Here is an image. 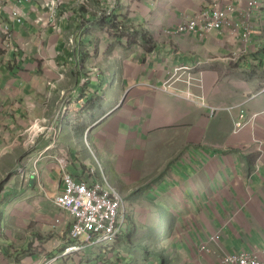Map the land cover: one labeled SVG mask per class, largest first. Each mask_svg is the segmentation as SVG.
<instances>
[{
	"label": "crops",
	"instance_id": "0c3cea01",
	"mask_svg": "<svg viewBox=\"0 0 264 264\" xmlns=\"http://www.w3.org/2000/svg\"><path fill=\"white\" fill-rule=\"evenodd\" d=\"M252 1L0 0V264L264 259V80L236 76L264 73ZM213 7L219 30H177ZM60 158L118 190L114 244L66 252Z\"/></svg>",
	"mask_w": 264,
	"mask_h": 264
},
{
	"label": "built area",
	"instance_id": "2783aa9c",
	"mask_svg": "<svg viewBox=\"0 0 264 264\" xmlns=\"http://www.w3.org/2000/svg\"><path fill=\"white\" fill-rule=\"evenodd\" d=\"M256 0L252 1L255 4ZM232 8H217L211 11H203L188 21L187 24L180 25L177 30L184 31L194 29L199 24L202 32L219 30L226 23L227 17ZM12 16L17 15V11H12ZM10 35L6 34V49L12 50ZM191 67L179 66L173 70L167 79L169 81L178 80L182 71H189ZM189 77L185 82H190ZM237 127H242V122H238ZM44 128H37V132H42ZM87 145V141L84 140ZM61 168L62 190L55 196L54 204L67 216L71 218V229L69 240L71 244L66 252L80 251L84 247L110 246L116 242L120 232L122 221L120 211L123 200L118 190L105 177H101L94 182L77 179L72 176L66 167L63 158L57 160ZM218 240L219 236L211 238ZM206 245L200 247L205 250ZM222 264H264L257 254L247 252L227 254L223 256Z\"/></svg>",
	"mask_w": 264,
	"mask_h": 264
},
{
	"label": "rangeland",
	"instance_id": "374dc122",
	"mask_svg": "<svg viewBox=\"0 0 264 264\" xmlns=\"http://www.w3.org/2000/svg\"><path fill=\"white\" fill-rule=\"evenodd\" d=\"M213 9H216L213 8ZM203 11H206V9H204ZM200 13V12H199ZM198 13V14H199ZM111 34V33H110ZM9 50V49H8ZM237 78H243L244 76L247 77V78H250V79H258V80H261L263 81L264 80V73H260V72H257V71H252V73L250 74H236ZM170 83V82H169ZM242 125H243V122H242ZM84 142V141H83ZM88 145V144H87ZM86 145V146H87ZM123 213L124 211L122 210V207H121V211H120V220L122 219L123 217ZM122 221V220H121ZM115 243V242H114ZM113 243V244H114ZM94 247H106V246H93L91 248H94ZM73 252H77V251H73ZM67 253H71V252H67ZM241 253V252H240ZM251 254V253H250Z\"/></svg>",
	"mask_w": 264,
	"mask_h": 264
},
{
	"label": "bare ground",
	"instance_id": "6f19581e",
	"mask_svg": "<svg viewBox=\"0 0 264 264\" xmlns=\"http://www.w3.org/2000/svg\"><path fill=\"white\" fill-rule=\"evenodd\" d=\"M213 8H215V7H213ZM213 8H211V9H206V11H207V10L211 11V10H213ZM201 12H203V11H201ZM201 12H200V13H201ZM197 15H198V14H197ZM200 30H201V28H200Z\"/></svg>",
	"mask_w": 264,
	"mask_h": 264
}]
</instances>
